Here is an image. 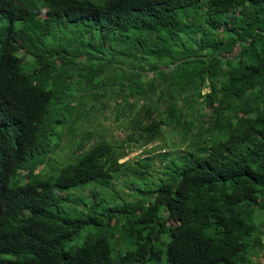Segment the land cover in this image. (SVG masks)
<instances>
[{
  "label": "trees",
  "instance_id": "obj_1",
  "mask_svg": "<svg viewBox=\"0 0 264 264\" xmlns=\"http://www.w3.org/2000/svg\"><path fill=\"white\" fill-rule=\"evenodd\" d=\"M263 217L264 0H0V264H256Z\"/></svg>",
  "mask_w": 264,
  "mask_h": 264
},
{
  "label": "rangeland",
  "instance_id": "obj_2",
  "mask_svg": "<svg viewBox=\"0 0 264 264\" xmlns=\"http://www.w3.org/2000/svg\"><path fill=\"white\" fill-rule=\"evenodd\" d=\"M106 125L109 124V121L106 120L104 122ZM114 131V133L122 135L123 132H121L118 129L113 128V125L109 127ZM182 137L180 134L177 132H171V131H166L164 134V138L160 140H156L153 143H150L140 149H136L132 152H130L127 156H125L122 160L128 159V158H139L142 156H145L146 154L143 153V150L146 148H154L153 153L160 154V156H157L155 158V161L153 163V167L155 169L162 168L163 164L167 161V159L172 158V155H169L170 153L177 151V152H182L183 149L185 148L184 144H181ZM162 154H166V159L165 161L161 160V157L163 156ZM177 156L175 155L174 158ZM160 175V174H159ZM263 224H264V217L262 219ZM261 240L264 241V234L261 236ZM124 244V243H123ZM254 261L256 264H264V246L263 247H258L257 252L254 255ZM137 264H167L166 260V255L165 252L163 251L162 255L158 260H153V261H147L145 263H137Z\"/></svg>",
  "mask_w": 264,
  "mask_h": 264
}]
</instances>
